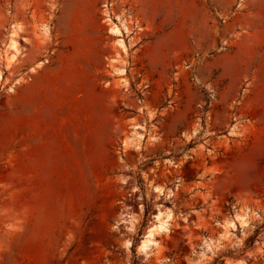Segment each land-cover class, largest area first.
<instances>
[{
	"label": "rangeland",
	"instance_id": "obj_1",
	"mask_svg": "<svg viewBox=\"0 0 264 264\" xmlns=\"http://www.w3.org/2000/svg\"><path fill=\"white\" fill-rule=\"evenodd\" d=\"M0 264H264V0H0Z\"/></svg>",
	"mask_w": 264,
	"mask_h": 264
},
{
	"label": "bare ground",
	"instance_id": "obj_2",
	"mask_svg": "<svg viewBox=\"0 0 264 264\" xmlns=\"http://www.w3.org/2000/svg\"><path fill=\"white\" fill-rule=\"evenodd\" d=\"M10 44L11 46L14 47V41H11ZM156 216H157L156 217L157 224L153 225L151 229H156V230L166 229V225H167L166 218L160 216V213H158ZM229 223H232V222H229ZM152 243H154V240L152 239L151 232H148L146 236L144 237V239L141 241V248L145 250Z\"/></svg>",
	"mask_w": 264,
	"mask_h": 264
}]
</instances>
